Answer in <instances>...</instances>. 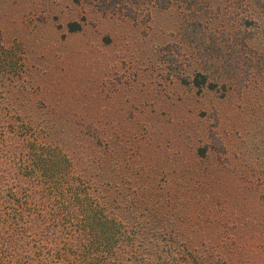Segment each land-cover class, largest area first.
Listing matches in <instances>:
<instances>
[{
	"label": "rangeland",
	"instance_id": "rangeland-1",
	"mask_svg": "<svg viewBox=\"0 0 264 264\" xmlns=\"http://www.w3.org/2000/svg\"><path fill=\"white\" fill-rule=\"evenodd\" d=\"M157 3L0 0V53L25 69L12 77L30 88L24 112L87 117L123 161L138 145L164 191L190 201L202 249L264 264V38Z\"/></svg>",
	"mask_w": 264,
	"mask_h": 264
},
{
	"label": "trees",
	"instance_id": "trees-1",
	"mask_svg": "<svg viewBox=\"0 0 264 264\" xmlns=\"http://www.w3.org/2000/svg\"><path fill=\"white\" fill-rule=\"evenodd\" d=\"M181 1L202 20L234 19L264 38V0ZM24 72L0 53V264H235L230 249L193 240L190 201L164 191L138 145L123 161L120 141L109 147L87 117L24 112L30 88L12 80Z\"/></svg>",
	"mask_w": 264,
	"mask_h": 264
}]
</instances>
